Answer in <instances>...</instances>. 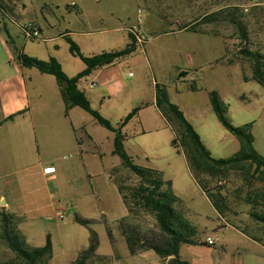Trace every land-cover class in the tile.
<instances>
[{
    "label": "rangeland",
    "instance_id": "374dc122",
    "mask_svg": "<svg viewBox=\"0 0 264 264\" xmlns=\"http://www.w3.org/2000/svg\"><path fill=\"white\" fill-rule=\"evenodd\" d=\"M182 1L184 2V0H0L2 37L0 79L2 82L17 79L21 71L18 54L22 52L43 60L55 56L61 62L63 70L67 74L70 73L68 75H76L86 67V64L79 55L71 51L68 37L78 45L84 55L121 49L126 47L129 41V28L138 22L139 8L143 9L145 26L146 20L155 21L161 11L178 13L176 5L179 2L182 4ZM219 3L222 5L221 11L214 12L212 16L228 18L227 32L230 43L229 59L225 60L223 65L220 62L208 63L198 71H193L192 78L184 79L179 75L178 66H175L177 63L172 55H161L158 58L152 51L145 52L140 46L131 56L122 60L124 65H129L125 74L132 71L135 79L142 78L133 88L136 90L146 88L148 81V87L153 91L154 80L160 81L161 87L167 91L169 100L176 104L194 125L211 154L216 158H227L237 153L241 144L218 119L211 103V89H215L233 124H253L254 146L264 155V86L253 78L250 61L240 51L243 39L229 14L230 10L235 12L237 10L238 18L244 20L249 31L247 41L249 48L264 54V0H220ZM204 9L200 6L196 13ZM31 23L42 29L39 38L27 37L22 31L24 26ZM117 26L120 29L112 30ZM164 27L178 29L176 23H165ZM144 33L150 40V35L145 29ZM148 61H151L156 69L159 66L161 69L165 68L166 78H160L159 74H156L154 79L155 76L150 74ZM32 68L38 75L30 74L28 71L27 79L31 86L38 80H43L42 76H53L42 73L36 67ZM88 77L80 82L82 88L89 84L90 80H86ZM11 86V83L6 81L0 85V91L10 96ZM131 90L130 86L125 88L121 94V101L119 97L108 98L101 104L97 98L100 95L97 88L90 89L92 96L90 102L92 107L111 117L109 120L117 125L123 113H127L132 105L138 103V100L130 102ZM100 106L102 108H99ZM78 109L87 116L86 131L97 133L94 127H98L105 134L113 136V133L93 119L89 112L80 106ZM142 128L143 124L137 113L124 129L125 149L136 164L159 169L164 179L171 182L175 194L181 199L186 216L200 232L198 243L193 244L196 252L191 259L194 263L216 264L215 259L218 255L229 258L243 256L246 264H264V223L253 219L250 210L241 215L246 220L242 224L229 221L228 226L216 227L219 222H223V215L191 174L182 148L178 149L172 144L173 138L180 141L181 129L174 127L172 130L166 124L162 132H167L168 136L159 135L154 139L155 135L143 132ZM80 132V135L86 138L84 131ZM99 136H102L101 150L104 161L119 164L117 178L126 177L129 183L135 182L136 175L124 167L119 155L112 153L113 143L108 137L101 134ZM2 155L4 158L3 162H0V195L7 197L10 193L16 195L19 202L24 205L21 211H30L17 217V227L25 236L28 247L43 246L47 236L51 237L53 258L48 264H73L79 253L90 245L93 232L99 241L96 254L109 256L110 260L102 263L93 258L88 264H163L158 259L149 257L144 259L131 254L117 224L115 235L118 240L115 255L107 229L102 222L92 221L83 224L76 221L75 213H78L79 209L90 211L93 206H88L85 202L83 204L80 198L71 199V196L82 192L79 190L81 183L71 172L77 168L72 170L71 167L64 166V163L69 161L59 162L61 169L51 174L53 176L51 180L45 181L39 166L22 168V165L14 162L15 153L10 150L2 152ZM66 171L68 174H63ZM247 174L246 169H233L224 179L214 181V186L223 188L221 190L223 195L227 193V206L233 210H240L246 206L250 209L251 203L247 201L249 195L264 191V180L259 178L260 174L253 178ZM46 186L53 189L51 201L46 197ZM34 197L37 198L35 202L32 201ZM60 198L61 202L58 201ZM51 202L54 207L51 206ZM65 202L70 211L67 214L64 212L65 216L62 219L55 210L61 208ZM39 206L42 207L41 211H38ZM256 209L264 212V201L256 204ZM41 213H47V216H42ZM208 237H212L216 244L209 245L203 242ZM260 237L262 239L258 241H261V244H258L254 240ZM215 249L219 250L217 255ZM184 255H187L186 251ZM16 258V253L0 238V262Z\"/></svg>",
    "mask_w": 264,
    "mask_h": 264
},
{
    "label": "crops",
    "instance_id": "0c3cea01",
    "mask_svg": "<svg viewBox=\"0 0 264 264\" xmlns=\"http://www.w3.org/2000/svg\"><path fill=\"white\" fill-rule=\"evenodd\" d=\"M216 1L217 2H215V0H184L182 4L179 2L176 5L178 13L170 14L161 11V14L155 21L146 20L143 29L150 35V40L145 43L142 50L145 52H148V50L149 52L152 51L158 58L161 55H172L177 63L175 66H178L179 75L183 76L184 79L192 78L191 75L193 71H198V69L208 63L220 62L223 65L225 60L229 59L228 56L230 52L229 35L227 32L228 18L212 16L214 12L221 11L222 9V5L219 3L220 0ZM200 6L205 9L196 13L197 8ZM118 21L119 19H117V22ZM165 23H176L178 29L166 28L164 27ZM118 29H120L119 26L112 28V30ZM40 30L42 31L41 28ZM128 34L129 41L127 45L131 42L130 32H128ZM1 40L2 37H0V43H2ZM213 49H215V51H213ZM129 56L117 60L110 65L95 69L89 77L87 76L88 79L86 80H90L89 84L85 85L83 88L80 87L85 91L91 102L92 96L90 95V89L97 88L100 94L97 98L102 104L107 101L108 98L112 99L116 97L118 99L119 97L121 101V94L126 87L130 86L132 88L129 96L131 99L130 102L138 100V103L132 105V108L136 106L140 107V111L137 113H139V117L143 124V132H151L155 135V139L159 135L168 136L167 132H162L166 124H168L172 130H174V127L182 130L181 122L173 111L168 107L161 108L157 102V87H161V82L156 79V74H159L160 78H166L165 68L161 69L159 66L156 69L151 64V61H148L150 63V74L155 76L154 79H156L154 80V90L151 91L149 89L148 81H146V88L136 90L133 88L139 84L142 78L135 79V75L132 74V71H129L127 75L125 74L127 72L126 68H128L129 65H124L122 60H125ZM19 66L21 67V71L17 79L12 82L6 80L12 85V94L8 96L5 92L0 91V162H3L4 158L2 152L6 150L13 151L15 153L14 162L22 165V168L39 166L41 168V176L45 181H49V179L51 180L53 177L51 174L57 172V169H61L59 162H62V160L66 162L69 161V163H64V166H69L72 170L77 168L76 171L73 170L71 172L72 175L77 176L78 182L81 183L79 190L82 192L75 196H71V199L80 198L83 204L85 202L88 206H93L92 209H89L90 211L79 209L78 213H75V215L92 219L94 222H102L105 227L106 222H109L116 229L117 220L126 216L128 214V209L116 180L114 179L117 178L120 168L119 164L117 165L115 162L109 163L104 161L101 150L103 141L102 136H99L101 134L108 137L110 142L113 143L112 153L115 154V133L110 130L113 136L105 134V132L98 127V129L94 127V130L99 133V135L90 130L86 131L87 116L78 109L79 106H74L66 111V103L54 75L49 77L42 76L43 80H38V82L31 86L27 79V75H29V73L36 74V72H34L35 70H33L34 68L26 67L22 65L20 61ZM28 71L30 72L28 73ZM45 74L52 75L49 73ZM6 81L2 82V79H0V85H3ZM212 91H215V89L212 88L211 92ZM93 96H95L94 93ZM99 108H102V106ZM132 108L128 109L129 111L127 113H123L122 119L133 110ZM21 111L23 112L17 114ZM13 114L17 115L12 119H8ZM101 114L108 119L111 118L107 117V115H104L102 112ZM92 117L93 119L95 118L93 115ZM127 124L123 127V131ZM80 130L84 131L86 138L80 135ZM63 174L67 175L68 171L65 173L63 172ZM70 175L71 173H69V176ZM52 191L53 189L51 187L49 188L46 186V197L49 198L50 201ZM33 195H35L34 192ZM61 200L62 198L58 201L61 202ZM32 201H37V198L34 197ZM51 206L54 207L52 202ZM23 207L24 205H22V202H19V198L16 197V195L12 193H10L9 197L0 195V213L5 211L19 217L24 212L25 214L30 212L29 210L21 211ZM41 210L42 207L39 206L38 211ZM248 210H250L248 206L240 210H233L230 206H227L224 212H220L221 215H223V222H219L216 227L228 226L230 225L229 221L242 224L246 220H244L241 215H243L244 212H248ZM56 211L58 215H60L61 212L63 214L66 212L67 214L70 208L65 202L61 205V208H56L55 212ZM41 214L43 216L47 213ZM64 216L62 219H64ZM261 239V237L258 239L255 238L254 241L261 244V241H258ZM207 240L208 238L203 240V242L209 244ZM215 244L216 241L209 245ZM193 246V244H183L181 246L182 257L191 264H195L191 259L194 252H196ZM216 249L215 253L217 255L219 250ZM185 251L187 255H184ZM116 252L114 248L115 255ZM133 255L144 259L148 257L158 259L162 263V258L153 250H147ZM215 263L246 264V260L243 256L229 258L217 255Z\"/></svg>",
    "mask_w": 264,
    "mask_h": 264
},
{
    "label": "trees",
    "instance_id": "16d2710c",
    "mask_svg": "<svg viewBox=\"0 0 264 264\" xmlns=\"http://www.w3.org/2000/svg\"><path fill=\"white\" fill-rule=\"evenodd\" d=\"M229 14L243 39L240 51L250 61L253 78L264 86V54L249 48L247 44L249 31L244 20L238 18L237 10L236 12L230 10ZM130 36L131 42L126 47L93 55H84L78 45L68 37L71 51L79 55L86 64L82 71L73 76L63 70L61 62L55 56L43 60L22 52L18 54V58L22 65L36 67L41 72L56 77L66 103V111L74 106H80L91 113L101 125L115 133L114 153L121 157L124 167L130 169L137 177L135 182L130 183L126 177L114 178L128 209V214L117 220L116 224L127 242L130 253L153 250L162 258L163 264H191L182 257L181 246L198 243L200 233L198 227L186 216L181 199L175 194L171 182L164 179L162 172L153 167L136 164L125 149L126 135L123 127L137 114L140 107L134 108L117 125L113 124L99 110L92 107L90 99L79 85L95 69L133 54L138 47L131 33ZM157 97L158 105L173 111L182 125L180 141L173 138L172 144L178 149L182 148L191 173L220 212H224L227 207V198L223 195L221 186H214L215 180L224 179L233 169H246L252 178L260 174L259 178L264 180V155L254 146L253 124H233L216 91L211 92V102L218 119L241 144L239 151L227 158H216L211 154L194 125L179 107L169 100L165 89L157 87ZM17 114L11 115L8 119ZM249 197L247 201L251 203V217L264 223V212L256 209V204L264 201V191L254 192V195L250 194ZM75 219L83 224L93 221L79 215H76ZM106 229L109 240L116 249L115 228L106 222ZM0 238L5 240L17 255L16 259L6 260L0 264H48L53 258L51 237L47 236L43 246L28 247L25 236L17 227V217L12 213L5 211L0 213ZM98 242V237L93 232L90 245L79 253L73 264H88L93 258L107 263L110 260L109 256L96 254Z\"/></svg>",
    "mask_w": 264,
    "mask_h": 264
},
{
    "label": "built area",
    "instance_id": "2783aa9c",
    "mask_svg": "<svg viewBox=\"0 0 264 264\" xmlns=\"http://www.w3.org/2000/svg\"><path fill=\"white\" fill-rule=\"evenodd\" d=\"M142 13H143V9L139 8L138 22L129 28V32L133 35V38L135 40V43L137 44V47L142 46V48H143L145 43L148 41L149 38L144 33ZM22 31L24 32V34L27 37L39 38L41 36L40 28L38 26H36L35 24H32V23L24 26L22 28ZM63 216H64V214L61 212L60 217L63 218ZM207 241L209 244L214 243V239L212 237H208Z\"/></svg>",
    "mask_w": 264,
    "mask_h": 264
}]
</instances>
